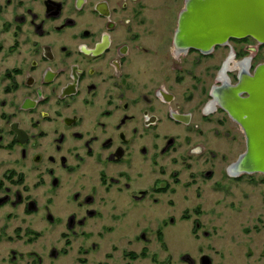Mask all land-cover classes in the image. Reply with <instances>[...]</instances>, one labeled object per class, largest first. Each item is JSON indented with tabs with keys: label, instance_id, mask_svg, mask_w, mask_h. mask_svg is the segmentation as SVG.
<instances>
[{
	"label": "flooded vegetation",
	"instance_id": "af4514ba",
	"mask_svg": "<svg viewBox=\"0 0 264 264\" xmlns=\"http://www.w3.org/2000/svg\"><path fill=\"white\" fill-rule=\"evenodd\" d=\"M143 1L27 0L4 22L0 264H57L74 244L75 254L84 256L77 264L89 258L91 264H132L139 253L128 246L149 238L142 232L128 239L117 261L114 252L125 237L118 231H157L166 248L162 231L177 214L193 218L194 231L202 228L207 203L190 206L187 193L196 185L202 199L201 185L225 159L203 137L234 143L227 122L240 128L212 91L235 84L241 50L248 53L242 67L252 71L264 44L245 37L209 55L176 52L172 8L154 18ZM214 56L211 67L199 69ZM225 171L232 179L251 176ZM139 219L149 221L140 226ZM262 220H256L261 228L241 231H264ZM107 234L114 236L110 251L98 260ZM43 235L48 243L37 250ZM179 260L212 264L203 254ZM252 264H264V254Z\"/></svg>",
	"mask_w": 264,
	"mask_h": 264
},
{
	"label": "rangeland",
	"instance_id": "374dc122",
	"mask_svg": "<svg viewBox=\"0 0 264 264\" xmlns=\"http://www.w3.org/2000/svg\"><path fill=\"white\" fill-rule=\"evenodd\" d=\"M143 2L147 7V14H151L154 18L160 15L161 11L165 10L166 13L167 6L172 8L173 12H171L169 27V34H172L173 29L176 27L177 15L183 6V0H144ZM21 3L26 4L27 0H0L1 38H8L9 34L4 33L5 29L2 26L4 22L13 20L16 13L21 12V8H19ZM152 45L150 44L151 47H153ZM263 53L264 49H261L258 56L259 62L263 59ZM201 61L199 69L207 65L211 67L215 63L216 57L202 59ZM226 127H230L236 133V142L231 143L230 137L228 139L226 137L214 139V136L211 137L209 134H205L202 142L206 143L209 148L218 149V155H224L225 159L222 164L218 165L216 175L201 185L202 199L197 197L196 185L191 186L187 193L190 206L203 201L207 203V212L199 219L202 228L194 231V219L184 221L177 214L176 223L174 225L168 224L162 231L166 248L162 247L157 240V231H118L117 236L121 234L125 237H123L121 247L118 246V251L114 252V258L117 257V261L120 259L121 249L124 247L125 242L128 239H134L142 232H146V237L149 240H139L138 243H135L134 240L133 245L128 246V248L135 249L139 254L144 248L147 255L145 258L139 256V259L132 264H183L179 260L183 254H189L195 259H198L201 254L207 255L210 257L212 264H252L253 261L264 254V231H249L247 236L245 235L247 231L245 233L241 231L243 227L251 228L254 224L261 228V224L259 225L256 221L258 217H262V221H264V175L255 174L240 180L227 176L226 168L244 150L245 143L240 128L237 130V126L229 121ZM208 159L210 161L211 157H208ZM219 160L220 157L216 159V161ZM219 179L222 183L217 186L216 180ZM149 180L146 177L143 182L147 183ZM180 196H183L181 191L175 197L179 199ZM148 221L139 219L140 226ZM113 238V235L107 234L104 236L103 241L99 244L100 252L97 253L96 259L100 260L105 252L110 251L109 248ZM45 243H48V241L43 235L35 241L33 246L39 250ZM74 246V249L68 255L61 257L57 264H77L79 262L78 258L84 257L81 254H75L76 245L74 244ZM86 257L89 258V256ZM89 259L86 264H91L92 260ZM116 263L111 261V264Z\"/></svg>",
	"mask_w": 264,
	"mask_h": 264
},
{
	"label": "water",
	"instance_id": "95a60500",
	"mask_svg": "<svg viewBox=\"0 0 264 264\" xmlns=\"http://www.w3.org/2000/svg\"><path fill=\"white\" fill-rule=\"evenodd\" d=\"M245 37L264 43V0H184L172 44L176 52L209 55L216 46ZM212 96L244 136V150L227 173L264 175V60L251 73L242 67L235 84L215 88Z\"/></svg>",
	"mask_w": 264,
	"mask_h": 264
},
{
	"label": "trees",
	"instance_id": "16d2710c",
	"mask_svg": "<svg viewBox=\"0 0 264 264\" xmlns=\"http://www.w3.org/2000/svg\"><path fill=\"white\" fill-rule=\"evenodd\" d=\"M240 179H241V178H239V180H240ZM146 255H147V252H146L145 249H143V250L140 252V254H139V256H140L141 258H145Z\"/></svg>",
	"mask_w": 264,
	"mask_h": 264
}]
</instances>
